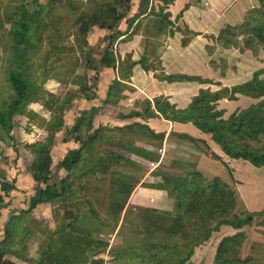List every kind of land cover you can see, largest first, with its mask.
<instances>
[{
    "label": "rangeland",
    "instance_id": "374dc122",
    "mask_svg": "<svg viewBox=\"0 0 264 264\" xmlns=\"http://www.w3.org/2000/svg\"><path fill=\"white\" fill-rule=\"evenodd\" d=\"M103 1L105 0H0L1 107L11 96L7 74L14 62V42L11 32L13 19L17 17L20 9L24 6L30 12H41L36 17V20L39 21V25L42 28V30H39L40 35L37 36V40L33 39V42L27 46L26 72L36 86L40 88L37 93L32 95L33 101H30L31 103L29 104V109L34 112L32 111L33 113L27 116L16 117V125L11 135L14 136L15 141L5 136L3 132L0 133V179L8 181V184L5 186L0 184V242L5 240L6 233L4 226L5 222L9 220L10 215L22 216L13 227H10L12 233L9 236L11 237L10 240L13 237L15 238L14 242H10L11 252L20 250L18 249L19 240H27L28 256L38 259V249L44 242L43 240H46L44 238L45 226H50L51 228L57 227L58 223L64 220L67 211L70 209L72 211L77 210L76 206H85V201H87L89 204H86V206H94L96 213L86 212L84 214L86 219L84 225L93 230L94 238L103 240L109 245L107 252L102 256L105 258L104 264H125L117 261L118 251L128 247L141 246L142 244L145 249L151 245L154 249L153 253L166 264H175L176 260L183 254L181 247L179 249L174 248L178 240L165 236L160 231L151 229L149 223L142 219L146 217V212L139 208L141 206L130 203L124 212L123 207L129 202V198L125 200L123 197L113 196L112 179L114 176L122 177L125 175L132 182L135 181L137 185H140L143 181L142 184L148 186L151 184L149 175L158 173L162 177L160 187L163 188L164 177L162 174L179 173L167 170L170 164H172L169 153L175 150V148L168 146L169 140L177 141L178 146L179 142H182V144L190 142L183 140L177 133L173 132L168 140L164 138L162 141L148 137L144 130L138 129V133L135 134L134 131L137 128L131 129L132 133H127L124 130H118L117 126L112 125L113 122L111 123L110 118L105 119L106 113L111 116L113 114L114 116H118V114L122 116L131 111V108L132 110L146 111V105L144 104L146 100H135L130 105H125L130 102L122 103L123 99L126 98V89L128 88H124L123 91L121 90L123 97L120 100L109 101L107 97L109 89L115 80H117V69L119 75V66L122 62L125 61L124 65L126 66L131 60L129 54L122 58L120 53V44L124 41L122 37L118 38L113 45L114 53L119 58L116 67H102L97 72L99 75L98 79H95V70H88L89 83H92L94 86L92 89L87 90L86 93L90 94V96L96 94V97L87 101L85 98L78 96L82 92V88L88 86L79 84L78 82L84 78L82 76L86 73L85 67L88 64L90 53L98 59L100 58L103 47L108 43L103 38L105 35L110 34L111 31L95 26L84 40L79 34V26L75 21L83 11L91 13ZM136 1L133 0L131 12L121 21L119 29L122 23L126 22L124 25L130 26L131 23L136 22V20L132 21L133 16L140 10V7L136 8ZM153 6L155 8V3ZM257 6L259 4L256 0L255 7L253 8ZM138 27V24L133 25V31L126 38V41L134 39ZM247 36H249L247 32L238 34L237 39L241 42L238 47H223L226 49L239 48L243 52L245 49H248L244 42ZM251 52V54L259 59H257L258 63L254 69L249 71V75H246L248 81L242 82V79H239L238 82L236 80L230 83L226 82L225 87H222L220 91L214 92L223 93L226 98H230V96H233L230 93L236 87L249 82V80H254L256 76L260 79L264 78V46H259L257 51L251 50ZM228 67H232L231 62ZM109 68L114 71L107 74L105 71ZM246 68L247 66L242 64L241 73H244ZM177 77L179 81L190 80L186 78L187 76ZM207 83H212V81ZM129 90L131 89L129 88ZM202 90L213 92L211 89ZM72 96L74 97L72 98ZM247 96L249 98L242 100L239 104L240 107L236 108L234 105H229L227 106L228 108L222 109L217 104V109L223 111V116L225 115L227 118L234 112L248 107L249 103H255L262 99ZM159 102L167 101L155 99L151 108L156 109V105ZM68 103L73 105L72 108H66ZM93 107L98 108V112L94 114V128L91 132L95 128H103L101 131L103 138L97 143L96 150L94 149L97 153V158L105 152L111 151L125 157L118 162L116 160L115 164L111 168L109 167L107 171L87 176L83 180L80 197L77 200L68 199L64 202L42 203L28 213L26 210L30 208L31 196L35 193L34 188L37 183L30 173L33 155L31 149L26 144L45 141L49 133L55 135L51 144L52 168L54 172L53 181L60 182L63 177L67 176V172L64 169H59V162L63 160L70 149L79 147L82 142L72 138L70 130L75 124L77 116L81 114V111L85 108L91 109ZM101 112H103V115L100 117ZM63 116L64 122H61L60 118ZM106 121L109 123L106 124ZM165 141L167 146L165 145ZM122 142H125V144H122ZM259 144L256 142V145ZM261 144H264V135L261 138ZM207 145V141L205 140L199 143V145L196 144L197 147H202L203 150L206 149ZM16 146H18L20 151L15 149ZM131 147L139 148L140 151H147L148 153L145 155H149L152 158L153 156L150 152H155L157 158L156 160H152L151 158L139 156L134 153L136 150ZM160 149H163L164 152L161 153ZM166 150H168L167 155H165ZM206 152L212 151L207 150ZM159 155L160 157H158ZM131 160H134L137 164L132 163ZM151 162H154L155 166H152ZM94 163L95 159L92 161V164ZM229 164H233V168ZM187 169L190 170L189 168ZM223 174L234 188L237 200V207L232 212L231 218L235 215L243 218L249 213L255 214L264 211V167H256L243 160H235L226 165L223 169ZM215 177L217 176H209L208 178L213 179ZM238 232H242L244 238H240L243 240V244L237 256L242 258L250 256L252 259L248 262H237L234 264H264V214H255L253 222L241 229L223 225L219 231H215L212 234L208 241L195 248V253L188 264H213L221 239L224 236L233 235ZM23 236L26 238L22 239ZM168 248H171V250H167ZM6 257V264L11 262L30 264L27 261L29 257L25 259L18 258L16 254ZM127 260L129 264H142L141 261H144V264H146L148 262L146 259L137 258L133 255Z\"/></svg>",
    "mask_w": 264,
    "mask_h": 264
},
{
    "label": "trees",
    "instance_id": "16d2710c",
    "mask_svg": "<svg viewBox=\"0 0 264 264\" xmlns=\"http://www.w3.org/2000/svg\"><path fill=\"white\" fill-rule=\"evenodd\" d=\"M164 1L168 2L170 0ZM132 2L133 0H105L93 12L83 11L77 17L75 22L79 26V34L84 40L95 26L111 31L103 38L108 43L103 47L100 58L98 59L91 53L88 57V64L85 67L86 73L82 76V78L84 77L83 80L78 82L88 86L82 88L79 97L85 98L87 101L96 97V94L90 96L86 93L94 86L89 83L88 70H95V79H98L97 72L102 67H116L118 65L119 58L114 53L113 45L118 38L124 35L122 30L119 29V24L131 12ZM142 2L139 12L132 18L133 22L147 12L149 14L156 12V8L150 5L151 0H142ZM257 2L259 6L250 9L246 13L243 23L236 26L228 25L221 31L217 41L222 46L228 48L240 46L241 42L237 39V36L243 32H247V35H249L244 39L248 49L257 51L259 46H264V0H257ZM39 13L41 12H30L23 6L11 24L14 62L7 74L11 96L2 107L0 106V133L3 132L5 136L12 138L13 141H15V138L11 135L16 125V117L27 116L34 112L29 109V104L33 101L32 95L40 90L26 72L27 46L33 42V39L37 40V36L40 35L39 30H42L39 21L36 20ZM124 62L119 66V75L121 79L127 80L136 62L130 60V63L126 66ZM186 78L194 79L192 77ZM124 88H128V85L117 78L108 91V100H120L123 97L121 93ZM234 92L262 99L245 109L234 112L227 118L223 116V111L217 109L216 101L221 96L220 93L214 94L206 90H201L185 109H179L169 102H159L156 109L168 120L192 123L203 132L211 134L221 147L224 157L212 151L209 145L206 146V151L211 150L213 157L221 160L225 165L229 163L225 158L226 156L235 160L247 161L256 167H264V144H261V138L264 135V78L260 79L256 76L254 80L236 87ZM144 104L146 105V111H133L131 114H124L123 118L142 116V113L153 115L152 102L146 100ZM66 106L68 109L72 108L73 105L68 103ZM97 112L98 108L96 107L85 108L77 116L70 134L72 138L82 142L79 147L70 149L63 160L59 162V169H64L67 172V176L63 177L60 182L53 181L51 144L55 135L49 133L45 141L26 144L33 155L30 173L37 183L34 188L35 193L31 196L30 208L26 210L28 213L42 203L64 202L68 199L77 200L80 197L83 180L87 176L107 171L109 167L111 168L115 164L116 160L118 162L125 157L111 151L105 152L97 158L96 146L103 138L101 134L102 127L95 128L91 132L94 128V114ZM60 121L64 122V116L60 118ZM117 128L127 133H132L131 129L137 128L134 131L135 134L138 133V129L144 130L148 137L161 141L166 135L165 133H157L148 125L140 122L117 126ZM178 135L183 140L195 145H199L204 141L186 133ZM256 142L260 144L256 145ZM122 144H125V142H122ZM131 148L136 150L134 153L139 156L151 158L152 160L157 158L155 152H150L152 158L145 155L148 153L147 151H140L139 148L135 147ZM15 149L20 151L18 146ZM94 159L95 163L92 164ZM131 161L136 163L134 160ZM197 166L198 160H195L189 166H185L190 170L187 169L184 173L162 174L164 177L163 188L175 200L172 211L139 207L146 212V217L142 219L149 223L151 229L178 240L174 248L179 249L181 247L183 254L176 260L175 264L190 263L195 248L208 241L212 234L219 231L223 225L241 229L253 222L255 214H264L263 211L255 214L249 213L243 218L236 215L231 218L232 212L237 207L235 190L231 183L220 176L209 179L197 169ZM112 180L113 196L123 197L125 200L131 197L137 186L135 181L132 182L125 175L122 177L114 176ZM0 184L5 186L8 181L0 179ZM86 204L89 203L85 201V206H76L77 210L72 211L70 209L67 211L64 220L59 222L57 227L45 226L44 238L46 240H43L44 242L38 249V259L28 256L27 240H19L18 249L20 250L11 252L10 242H14L15 238L13 237L10 240L11 237L9 236L12 235L10 227H13L22 216L10 215L4 226L5 240L0 242V264H6V256L9 254H16L18 258L24 259L29 257L27 261L30 264H104L105 258L102 256L107 252L109 245L103 240L94 238L93 230L84 225V221H86L84 214L88 211L96 213L94 206L90 207ZM25 238V236L22 237V239ZM240 238H244L242 232L224 236L218 244L213 264H234L250 261L252 259L250 256L246 258L237 256L243 244V240ZM142 245L118 251L117 261L129 264L127 259L133 255L137 258L146 259L148 261L146 264H166L153 253L154 249L151 245L147 249ZM167 250H171V248ZM141 263L144 264V261H141ZM9 264L18 263L11 262Z\"/></svg>",
    "mask_w": 264,
    "mask_h": 264
},
{
    "label": "crops",
    "instance_id": "0c3cea01",
    "mask_svg": "<svg viewBox=\"0 0 264 264\" xmlns=\"http://www.w3.org/2000/svg\"><path fill=\"white\" fill-rule=\"evenodd\" d=\"M142 3V0H137L136 8L142 6ZM154 3L156 12L143 14L130 26H125V21L120 26L124 33L122 36L124 41L120 44L122 58L129 54L131 60L136 62L127 80L120 78L117 69V78L128 85L126 98L122 103L130 102L125 104L130 105L135 100H150L153 103L155 99H164L179 109H185L202 89L220 91L226 86V82L230 83L234 80L238 82L239 79H242V82L248 81L246 75L254 69L259 58L251 54L249 49L243 52L239 48L226 49L218 43L217 38L226 26L244 21L249 9L255 7L256 0H170L168 2L151 0L150 5L153 6ZM137 24L139 27L134 39L126 41L133 31V25ZM230 62L232 67L229 68ZM242 64L247 66L244 73H241ZM111 71L114 70L109 68L105 72L109 74ZM177 76L192 77L194 80L179 81ZM209 81L212 83H207ZM230 94L233 96L226 98L221 93L216 105L218 104L222 109L228 108L229 105L237 108L240 107L242 100L249 98L233 90ZM251 104L253 103H249L248 107ZM151 109L154 111L153 115L142 113V116L123 118L120 114L118 117L106 113L105 119L110 118L112 125L115 126H124L133 122L146 124L157 133H165V140H168L172 132L186 133L196 139L207 141L212 151L224 157L221 147L211 134L203 132L192 123L168 120L157 109ZM133 111L139 110L131 108L126 114H131ZM101 115L103 112L100 113V117ZM108 123L106 121V124ZM169 143V147L175 148L169 153L170 162L174 166L170 164L167 170L179 173L187 171L185 166H189L196 159L197 169L205 176H220L226 179L223 174L226 165L221 160L215 159L212 152L207 153L202 147H197L193 143L179 142L178 146V142L172 139ZM165 145L167 146L166 141ZM167 151L165 155L168 154ZM225 158L229 163L235 161L226 156ZM229 165L233 168V164ZM149 180L151 184L148 186L142 184L143 181L137 185L129 202L123 207L124 212L130 203L141 207L173 210L175 200L169 196L166 189L160 187L162 177L158 173L155 175L153 173L149 175Z\"/></svg>",
    "mask_w": 264,
    "mask_h": 264
},
{
    "label": "built area",
    "instance_id": "2783aa9c",
    "mask_svg": "<svg viewBox=\"0 0 264 264\" xmlns=\"http://www.w3.org/2000/svg\"><path fill=\"white\" fill-rule=\"evenodd\" d=\"M160 152L162 153V152H164V150L163 149H160ZM151 165L152 166H155V163L154 162H151Z\"/></svg>",
    "mask_w": 264,
    "mask_h": 264
}]
</instances>
